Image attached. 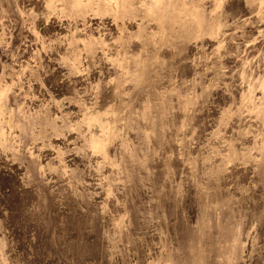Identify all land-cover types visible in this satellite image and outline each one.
<instances>
[{"label": "rangeland", "instance_id": "374dc122", "mask_svg": "<svg viewBox=\"0 0 264 264\" xmlns=\"http://www.w3.org/2000/svg\"><path fill=\"white\" fill-rule=\"evenodd\" d=\"M0 264H264V0H0Z\"/></svg>", "mask_w": 264, "mask_h": 264}]
</instances>
